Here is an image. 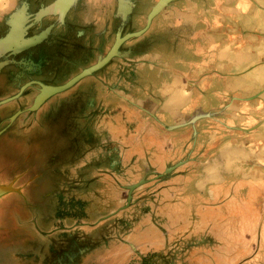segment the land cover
<instances>
[{
	"label": "crops",
	"instance_id": "crops-1",
	"mask_svg": "<svg viewBox=\"0 0 264 264\" xmlns=\"http://www.w3.org/2000/svg\"><path fill=\"white\" fill-rule=\"evenodd\" d=\"M160 1L119 0L118 14L131 29L122 33H142L128 43L134 56L109 70L125 74L127 82L112 75L109 91H93V113L82 125L91 130L87 137L103 144L115 182L109 184L118 185L126 205L148 202L136 194L138 181L151 177L149 189L165 183L161 193H171L183 187L170 182L173 177H197L192 186L201 196L195 204L204 208L199 220L206 238L219 230L218 209L234 194L259 189L264 202V0H169L150 20ZM4 2L0 16L22 14L10 45L40 38L42 25L29 35L25 25L33 15L42 19V0ZM141 169L144 176L133 181ZM155 177L163 179L152 182ZM173 202L160 200L156 207ZM237 212L234 202L230 213Z\"/></svg>",
	"mask_w": 264,
	"mask_h": 264
},
{
	"label": "rangeland",
	"instance_id": "rangeland-1",
	"mask_svg": "<svg viewBox=\"0 0 264 264\" xmlns=\"http://www.w3.org/2000/svg\"><path fill=\"white\" fill-rule=\"evenodd\" d=\"M129 41L124 50L131 47ZM90 85L58 93L36 111L29 108L40 92L24 91L12 104L13 111H24L11 127L0 123L7 127L0 137V185L18 189L0 197V264H264L259 189L228 199L218 209L222 225L206 238L200 232L204 208L195 204L201 197L192 186L195 176L170 179L183 186L171 193H161L165 183L149 189L150 177L136 191L148 202L126 205L121 200L122 190L109 184L115 182L106 171L103 144L86 135L91 130L84 120L93 113ZM137 172L133 181L145 174ZM160 200L174 202L156 207ZM234 202L238 212L232 215ZM188 232L192 238L187 240ZM215 249L222 256L213 255ZM233 249L236 256H231ZM205 250L209 255L204 257Z\"/></svg>",
	"mask_w": 264,
	"mask_h": 264
},
{
	"label": "flooded vegetation",
	"instance_id": "flooded-vegetation-1",
	"mask_svg": "<svg viewBox=\"0 0 264 264\" xmlns=\"http://www.w3.org/2000/svg\"><path fill=\"white\" fill-rule=\"evenodd\" d=\"M54 1L42 0V19L38 21L37 14L33 15L25 25L28 35L42 25V30L37 34L42 40L20 52L10 51L0 55V102L15 96L13 90L20 91L28 84L25 91L39 92L64 85L98 64L101 65L98 69L82 77L65 91L79 89L87 82L91 84L87 91H109L108 83L112 75L116 78L121 76L118 79L122 84L127 82L125 74L119 73L115 68L116 73L109 71L111 65L119 63L117 60L127 61L128 53L134 56L131 47L123 49L124 44L133 38L122 41L126 36L122 32L130 20L119 16V0H79L64 16L47 15L45 8ZM19 16L12 13L3 18L0 23L2 38L11 34L12 28L17 26ZM113 32L114 39L111 41ZM118 41L120 43L116 54L105 61ZM13 103L14 101H9L0 105V115L7 114V110L12 109V113L0 117V123H6L8 127L12 126H9L14 121L11 120L12 117L17 112L24 111H13ZM1 126L0 137L7 130V127Z\"/></svg>",
	"mask_w": 264,
	"mask_h": 264
},
{
	"label": "water",
	"instance_id": "water-1",
	"mask_svg": "<svg viewBox=\"0 0 264 264\" xmlns=\"http://www.w3.org/2000/svg\"><path fill=\"white\" fill-rule=\"evenodd\" d=\"M78 1L79 0H55L52 4H50L49 6H47L45 8V13L47 15H59L60 14L61 16H64V14L66 12H68V10H70V8L74 7ZM167 1H169V0H161L154 7V9L151 12L150 17H149L150 20L152 17H154L156 15V13H158L159 10L162 9V7L164 6L165 3H167ZM141 33H142V31L132 33V34H128L124 38H122V41L125 39L138 37ZM11 38H12V35L9 34L5 38L0 39V55H4L10 51L19 52L20 50L25 48L27 45H29L31 43H35L36 41H38L40 39V38H31L30 40H27L26 42H24L21 45L13 46V45H10ZM119 41H121V40H119ZM119 41L113 47V49L109 53V55L105 58V61H109L116 54V51H117V49L119 47V43H120ZM100 66L101 65L98 64V65H96V66H94L88 70H85L80 75L76 76L75 78H73L72 80H70L69 82H67L64 85L56 86V87H49V88H47L46 91H40V93L37 95L33 105L29 108V111H36L37 109H39L42 106V104L48 98H50L51 96L56 95L58 93L64 92L66 89L70 88L72 85H74L82 77L91 74L94 70L98 69ZM26 87H27L26 85L23 86L21 88V91H19L15 96L1 101L0 105L5 104L9 101H14V100L18 99L24 93V90L26 89ZM20 113H21V111L16 113L12 117L11 120L13 121ZM143 182L138 183L134 187L140 186ZM15 191H18V189L14 188L12 183L9 185H0V197L7 194V193L15 192Z\"/></svg>",
	"mask_w": 264,
	"mask_h": 264
}]
</instances>
